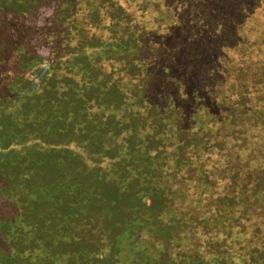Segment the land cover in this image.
Wrapping results in <instances>:
<instances>
[{"label":"trees","instance_id":"trees-1","mask_svg":"<svg viewBox=\"0 0 264 264\" xmlns=\"http://www.w3.org/2000/svg\"><path fill=\"white\" fill-rule=\"evenodd\" d=\"M104 2L0 0V264H264V0Z\"/></svg>","mask_w":264,"mask_h":264},{"label":"flooded vegetation","instance_id":"flooded-vegetation-1","mask_svg":"<svg viewBox=\"0 0 264 264\" xmlns=\"http://www.w3.org/2000/svg\"><path fill=\"white\" fill-rule=\"evenodd\" d=\"M94 1L96 4H103V0H91ZM104 4L110 3V0H104ZM118 2L122 3L126 8L127 11L135 18V20L142 19L144 18V15L140 13V7L142 6V3L145 2L146 0H117ZM142 12V11H141ZM148 19L151 18L150 15H146Z\"/></svg>","mask_w":264,"mask_h":264},{"label":"rangeland","instance_id":"rangeland-1","mask_svg":"<svg viewBox=\"0 0 264 264\" xmlns=\"http://www.w3.org/2000/svg\"><path fill=\"white\" fill-rule=\"evenodd\" d=\"M53 7L56 9V6H55L54 2L52 4H50L49 2H46L44 13L53 16V12H54ZM66 9H67V11H69V7H66ZM125 126H126L127 129H131L132 128V124L131 123H127Z\"/></svg>","mask_w":264,"mask_h":264}]
</instances>
